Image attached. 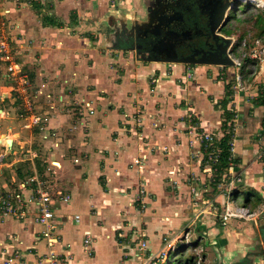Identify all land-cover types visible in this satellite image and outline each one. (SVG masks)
Returning a JSON list of instances; mask_svg holds the SVG:
<instances>
[{
	"label": "crops",
	"instance_id": "1",
	"mask_svg": "<svg viewBox=\"0 0 264 264\" xmlns=\"http://www.w3.org/2000/svg\"><path fill=\"white\" fill-rule=\"evenodd\" d=\"M17 1L9 0V7L21 20L20 29L37 56H30L37 59L31 67L46 87L41 89L46 93L44 102L52 101L42 113H50L51 125L62 131L64 141L61 149L55 143L50 146L49 140L44 144L23 125L7 72H2L0 195L17 190L35 174L50 187L60 188L61 177L62 189L73 196L57 212L62 245L68 246L72 264H131V244L141 233L146 244L141 243V249L172 255L160 237L176 233L183 221L181 212L197 210L214 194L218 204L212 208L241 206L235 199L226 200L240 186L254 192L251 203L242 207L255 208L258 203L249 209L257 223L264 215V105L258 103L264 56L254 60L250 79L246 77L239 88L236 65L231 71L217 65L177 64L151 57L146 49L120 47L125 33L133 40L178 23L169 21L173 17L172 9H167L169 0L165 4L164 0ZM173 2L178 5L180 0ZM45 16L56 25L45 23ZM257 40L264 42L262 37L250 42ZM22 59L24 64L30 62ZM230 88L228 108L238 113L229 120L236 127L235 152L221 174L213 161L206 160L202 133L210 131L219 140L224 136L221 102ZM87 101L95 109L92 115L82 112ZM51 165L62 172L55 182L49 180ZM235 177L242 181L233 184ZM233 220L237 219L228 223ZM41 229L32 214L17 219L0 213V260L6 256L2 252L18 250L25 264H37L38 256L47 252L45 242H36ZM236 246L227 245L228 254L236 252Z\"/></svg>",
	"mask_w": 264,
	"mask_h": 264
},
{
	"label": "rangeland",
	"instance_id": "2",
	"mask_svg": "<svg viewBox=\"0 0 264 264\" xmlns=\"http://www.w3.org/2000/svg\"><path fill=\"white\" fill-rule=\"evenodd\" d=\"M8 1L9 0H0V44H2V49L0 51V77L2 72H7L8 77L6 82L8 85H11L13 93L12 97L17 99V103L19 105L18 115L22 117L24 121L23 125L25 126V124L28 122V119H26L28 110L29 112L43 114L44 112L42 113V111H44V109H46L52 101H49V104L44 102L46 100V93L41 89L45 90L46 87L44 85H40L38 81L41 76L38 75L34 68H32L36 65L37 59H30L31 55L35 58L37 56H35V53L31 52V49H29L28 45L31 43V41L24 38V31L20 29L19 26L21 20L18 18L15 11H13L14 8L11 10ZM17 2H19V0ZM17 2L15 4L13 3L15 7L18 5ZM163 2L165 4V0ZM236 2H238V4L235 5L233 10H231L229 13L232 18L228 20L221 33L225 36L232 37L233 53L237 59H243V66L239 67V69L236 68L235 70L237 72L236 76L238 74H244V79H246V77L250 79L251 70L256 67L254 65V60L249 57L250 47L253 46V43L250 41L254 40L255 38H264V25L260 26V24L257 23L259 19L264 20V7H257L255 4H251L249 6L248 3L240 2L239 0ZM170 4L173 6V9L171 10V13L173 14L172 16H179L181 11L176 9L178 5H176L173 0H169L168 6H170ZM37 13L41 14L40 11ZM181 15H183V13H181ZM161 29H164V27ZM169 29H173L172 23L165 26L166 31H169ZM250 33L253 35L252 39L249 38ZM125 35L126 37L119 39L120 47L125 50L137 49L135 46V39L132 40L131 37H128L129 35L126 33ZM244 39H246L248 43L245 47L246 57L243 58L240 55ZM4 42L6 45H3ZM22 58L29 60L30 62L24 64ZM12 61L18 62L20 64L21 68L20 72L18 71V75H12L14 71H10ZM256 63L259 66V63ZM230 68V70L233 71V68ZM15 72L17 73V70ZM235 80L237 81L236 77ZM23 83L27 86V91L24 95H21V85ZM237 86L240 88L242 84L237 82ZM6 87L7 88L5 89H8V86ZM38 90H41L42 92H38ZM6 96L7 95L3 96V98H6ZM88 102L90 101L85 103ZM9 104L10 103L7 102L5 106L9 108ZM58 106L56 107L58 108ZM56 107L53 109L51 107L50 109L53 111L56 110ZM83 108L84 110L82 112L84 115H92L89 113V110L86 107ZM43 115L44 117L47 115L46 117L48 118V121L45 122L47 130L41 131L40 128L36 126L30 129L36 133L37 140H40L41 138V142H44V144H46V140H49L51 141L50 146H52V143H55V146L60 148V143L62 144L64 141L61 133L62 131H58L52 127L49 119L50 113ZM54 129V135L50 136V139L54 140L47 139L46 137L48 133L53 132ZM56 131L58 132L56 133ZM39 142L40 141L37 143ZM51 168L52 171L50 173L51 177L49 180H53L55 182L57 178L62 175V172L58 170L59 167L57 165H51ZM60 180L61 177L58 178L57 181L60 188H58L55 184H50L54 187L51 188L64 189V187L60 184ZM213 181L212 183H215ZM211 186L213 185L211 184ZM234 190H232V196L228 195L226 200L228 202L229 200H237L241 206L236 207L245 206V204H247V191H244V186H240ZM213 192L215 193V191ZM214 195L207 198L210 199V201H207V203L198 204L197 210H192L191 212L188 211V213L181 212L183 221H181L178 225V229L175 231L176 233L172 235L164 234L162 237H160L162 245L167 246L168 249L172 250V257H170V255L168 256V251L157 252L147 248L141 249V243L142 240H144L141 238H145L144 233H141L140 239L138 240L136 237L134 243L131 244V249H134L132 251L133 255H130V258L133 259L131 264H164L166 261L173 260L172 258L174 257H182V255H180L181 247L182 249L184 248L183 251H185L186 254H189L188 257H193L194 262L192 261L190 264H252V260L256 257V255L264 250V215L257 218V223H255L254 216H252L250 218L235 217L234 219L237 220H233L228 224H224L222 221V216L225 213L224 211H226L225 208L227 209L228 207L226 205L224 208L219 205L218 209L217 206L213 205L212 208L211 204L217 203L216 197H214ZM249 198H251V196ZM228 202H226V204H228ZM257 205L255 206L257 207ZM253 206L254 205L246 208H251V210L256 209V207L254 208ZM146 207L147 205L144 206V208ZM202 217H205L208 223L203 221L202 219L204 218ZM229 238L231 243H236L238 246H236L237 251L233 254H228L229 248L227 245L231 244L229 243ZM183 256L185 258L182 259H186L187 256ZM167 264L169 263L167 262Z\"/></svg>",
	"mask_w": 264,
	"mask_h": 264
},
{
	"label": "built area",
	"instance_id": "3",
	"mask_svg": "<svg viewBox=\"0 0 264 264\" xmlns=\"http://www.w3.org/2000/svg\"><path fill=\"white\" fill-rule=\"evenodd\" d=\"M240 2H246L249 4H255L257 7H264V0H239ZM233 40V39H232ZM1 42V41H0ZM3 42V41H2ZM247 40L243 41V47L241 48V55L243 58L246 57L245 47L247 46ZM0 44V51H1ZM3 45H6L4 42ZM230 55L236 62V66L239 68L243 66V62L241 59H237L233 53V48L231 47ZM264 56V42L261 40H257L253 46L250 47L249 57L253 60H262ZM1 59V57H0ZM20 64L18 62L12 61V65L10 67V71H14L12 75H18V71L20 72ZM17 70V73L15 72ZM244 74H238L236 79L240 84L244 81ZM23 85V86H22ZM21 85L20 92L21 95H24L27 91V86L23 83ZM92 102H88L84 104L89 110V113L94 114L95 109L93 108ZM29 109V108H28ZM237 112H235L233 120L237 117ZM28 122L25 124L26 127L32 128L34 126L40 128L41 131L47 130L45 122L48 121V118L43 116L40 113L29 112L26 117ZM229 126L232 129L231 140L229 142L231 158H233V154L235 152V133L236 127L229 122ZM51 135H54L53 132H49L47 135V139L50 138ZM203 141L207 145V147L215 144L217 140H219L212 132L204 131L202 133ZM219 152L220 149H217ZM261 159L264 162V144L261 153ZM210 161H218V156L214 153L209 154ZM78 161V160H76ZM137 162H139L137 160ZM242 180L240 178H234L232 183L238 184ZM193 191L196 192L197 188H193ZM146 193L145 190L142 191V194ZM73 199V196L70 192L62 190V189H53L51 188L46 180L37 174L33 175L27 181H24L17 190L7 191L0 195V213L4 216H11L17 219H25L30 214L33 215L36 223L41 225L42 229L36 235V242H45L47 246V252L42 253L38 256L36 262L37 264H72V254L68 253V246L62 245V234L60 233V227L62 225V221L60 216L57 214L59 205L69 204ZM143 207L147 205L145 201L142 200ZM254 216L253 212L244 207H236L230 208L226 210L225 214L222 216V221L224 224H227L231 218H249ZM78 220V217H76ZM92 241V236L88 235L85 239V244L89 245ZM61 246L60 251L56 250L57 246ZM146 246L145 243L142 245ZM5 254V258L0 260V264H25V257L18 250L16 251H7L2 252ZM254 264H264V253L254 262Z\"/></svg>",
	"mask_w": 264,
	"mask_h": 264
},
{
	"label": "flooded vegetation",
	"instance_id": "4",
	"mask_svg": "<svg viewBox=\"0 0 264 264\" xmlns=\"http://www.w3.org/2000/svg\"><path fill=\"white\" fill-rule=\"evenodd\" d=\"M169 8L173 9L172 4L167 6V9ZM163 9L165 7H161L160 10ZM176 9L183 13L179 15L183 16V19L174 23L173 29L184 33L183 37H170L166 30L146 34L144 37L134 38L137 50L146 49L151 57L171 59L202 56L205 53L210 55L221 51L223 43L214 36L205 22L204 14L209 11L207 6L202 7L201 5L200 7L194 0H181ZM166 38H171V40L165 41ZM263 253L264 250L259 252L252 263L254 264Z\"/></svg>",
	"mask_w": 264,
	"mask_h": 264
},
{
	"label": "water",
	"instance_id": "5",
	"mask_svg": "<svg viewBox=\"0 0 264 264\" xmlns=\"http://www.w3.org/2000/svg\"><path fill=\"white\" fill-rule=\"evenodd\" d=\"M200 7L207 6L209 11L205 15V22L209 26L211 32L216 38H218L222 43L223 47L221 51L214 54H204L202 56H190L184 58H158L165 62L177 63V64H201V65H217L221 67H232L236 65L235 60L230 55V50L233 44L232 37L225 36L221 32L224 29L226 23L228 22L231 15L229 14L233 10L236 0H194ZM203 12V11H202ZM174 19L182 20L183 16H173L169 21ZM168 35L170 37L181 38L184 33L176 31L174 29H169ZM171 40V38H166L165 41ZM12 144V142H9Z\"/></svg>",
	"mask_w": 264,
	"mask_h": 264
},
{
	"label": "trees",
	"instance_id": "6",
	"mask_svg": "<svg viewBox=\"0 0 264 264\" xmlns=\"http://www.w3.org/2000/svg\"><path fill=\"white\" fill-rule=\"evenodd\" d=\"M237 4H238V2H236L235 5H237ZM250 5L251 4H249V6ZM35 8L38 9V7H35ZM230 18H232V17H230ZM44 19H45V21H44L45 23L47 22L48 24H53V25L55 24L56 25V22L50 16H45ZM257 23H259L260 26L261 25L263 26L264 25V20L259 19ZM229 87H230V85H229ZM231 95H232V90L230 88L229 90H227V98H224L223 101L221 102V106L224 109V115H225V122L223 123V128L225 129L224 136L220 140H217L215 142V144H213L210 147H207V145L205 143L203 144V148H204V151H205V154H206V160H208L210 153H214L215 155L218 156V161H216V162L213 161L214 162V166L213 167L216 168L217 172H221V174L226 169H228L229 163L231 161L230 160L231 151H230L229 142L231 140L232 129L229 126L228 122H229V120L233 119L234 115H235V112L228 108V105L231 102V98H230ZM258 99H259L258 103L264 105V84H262L260 86V95H259ZM217 149H220V151L218 152ZM209 162L212 163L210 160H209ZM217 174H219V173H217ZM217 178H219L218 175L216 176V179ZM234 192H235V190H234ZM246 193H247L246 203L250 204L251 203V198H249V197L251 196V193H254V192H252L250 190V191H247ZM247 204H245V205H247ZM180 250H181L180 255H182V257H180V256L174 257V258H172L173 260L166 261L164 264H167V262L169 264H187V263L190 264V263H192L193 257L192 258L188 257L189 254H186V252L183 251L184 248L182 249V247H181ZM183 255L187 256L186 259H182V258H185ZM172 256H173V253H172V255H170V257H172Z\"/></svg>",
	"mask_w": 264,
	"mask_h": 264
}]
</instances>
